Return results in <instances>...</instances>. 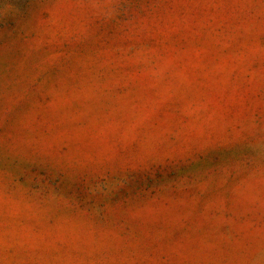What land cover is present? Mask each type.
Segmentation results:
<instances>
[{
    "label": "rangeland",
    "instance_id": "obj_1",
    "mask_svg": "<svg viewBox=\"0 0 264 264\" xmlns=\"http://www.w3.org/2000/svg\"><path fill=\"white\" fill-rule=\"evenodd\" d=\"M0 264H264V0H0Z\"/></svg>",
    "mask_w": 264,
    "mask_h": 264
}]
</instances>
